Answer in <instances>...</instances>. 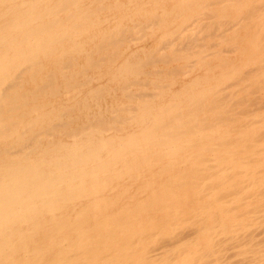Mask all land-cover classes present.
Segmentation results:
<instances>
[{
	"label": "bare ground",
	"instance_id": "bare-ground-1",
	"mask_svg": "<svg viewBox=\"0 0 264 264\" xmlns=\"http://www.w3.org/2000/svg\"><path fill=\"white\" fill-rule=\"evenodd\" d=\"M248 131L264 137V0H0V264H264V146L230 149ZM162 160L148 203L99 199ZM221 170L238 176L205 193Z\"/></svg>",
	"mask_w": 264,
	"mask_h": 264
},
{
	"label": "rangeland",
	"instance_id": "rangeland-1",
	"mask_svg": "<svg viewBox=\"0 0 264 264\" xmlns=\"http://www.w3.org/2000/svg\"><path fill=\"white\" fill-rule=\"evenodd\" d=\"M163 5H167V3H164ZM245 130H246V129H245ZM247 134L249 135V136H247V137H248V140H247V137L245 138V140H246V142L249 141V143H246L245 140H243V142H244L245 146L247 145V147H249V148L252 146V147H251L252 149H250V151H249V149H247V147H245L244 144H243L244 147H243L242 150H240L239 148H237V147H235V146L232 145V146H230V149L233 148V149H231V150L233 151V153H234L233 155H235V154H236V156H240V154H241V155H245L246 152H247V154H248V153L251 152L252 150H255V148L257 149V146H258V148L261 147V146H264V137H263V136H259V137L256 136V135L254 136V134H250L249 131H248ZM261 134H262V132H261ZM252 136H253V137H252ZM254 137H256V138H254ZM257 138H258V139H257ZM260 138H261V139H260ZM255 139H256V140H255ZM258 142H259V143H258ZM260 142H261V143H260ZM254 143H255L256 146L254 145ZM249 144H250V146H248ZM258 144H259V145H258ZM253 147H255V148H253ZM234 148H236V149H234ZM237 149H238L239 151H238ZM244 150H245V151H244ZM234 151H235V152H234ZM237 151H238V152H237ZM241 151H242V153H241ZM236 152L239 153V154H237ZM243 153H244V154H243ZM257 154H258V153H256L255 155H257ZM258 156H259V154H258ZM219 157H220V159H217V160L214 161V163H213V167L216 166L215 168L218 169V170H220V169H219L220 167H217V166H221V167H222V165H223V164L227 161V159L229 158L227 155L225 156L224 153H220V154H218V158H219ZM243 157H244V156H243ZM248 157L250 158L251 155L248 156ZM256 157H257V156H256ZM241 158H242V157H241ZM260 159L264 161V157L262 158V157L260 156V157L258 158V160H260ZM220 160H221V163H220ZM258 160H256V163H255V164H251V165L247 164V166H244V169H242V171H247V170H248V171H249V170L251 171V170L253 169L252 167H253L254 165H256V164L259 165V163H257ZM261 160H260V161H261ZM260 161H259V162H260ZM153 162H155V161H152L149 165L144 166V167H142L140 170H138V171H140L141 173H140V172L138 173V171L136 172V169H135V170L132 169V172H130V173L133 174V175L130 174V178H129V176L125 175V176H126V178L124 179V180H125V181H124L125 183L122 182V180H121V182H122V184H123L124 186L120 183V181L118 182V183H120V184L123 186V187H122V186L119 185V186H118V187H119V190H118V191H120L121 188H122V189L124 190L123 192H125V193H123V192H122V193L115 192V194L118 193V195H117V194H116L117 196H116V195H112V194H113L112 192H113L114 187H115L116 184H115V183L112 184V187H111V184L109 185V183H108V184H107L108 186L105 185V187L102 186L103 188L101 187V188L99 189V190H100V192H99V195H100V196H99V199H100V200L103 199V198H101V195H104V196L106 195L107 197L105 196L106 198L103 199V200H104V201H109V202L113 203L112 206L115 205V203H119V205L121 204V205L124 206V207H125V205H126V207H128V206H129V207H131V206L133 207V204H132V203H135V202H137V201H140L139 198H140L141 200H142V199L144 200L143 203H146V202L148 201L146 198L152 196V195L155 193V191L157 192V191L159 190L158 187L160 186V183H161L160 180H161L162 182L164 181V178L166 177V174H167L166 172H167V171L170 172L169 169H168L167 167L164 169L165 171H163V172H162V171H158V170H159V166H158V165H163V163L165 162L164 160L159 161V162H155V163H153ZM160 162H161V164H160ZM244 162H246V161H244ZM254 162H255V161H254ZM261 162H262V161H261ZM156 163H157V164H156ZM219 163H220L221 165H220ZM262 164H263V166H264V162H263ZM262 164H261V165H262ZM214 165H215V166H214ZM157 166H158V168H157ZM248 166H249V167H248ZM250 166H251V167H250ZM151 167H152V168H151ZM149 168H150V170H149ZM161 168H162V166H161ZM246 168H248V169H246ZM251 168H252V169H251ZM144 169H145L146 171H145ZM154 169H155V170L158 169L157 171H158L159 173L162 172V174H159V173L156 172ZM259 170H262V168H260ZM263 170H264V167H263ZM263 170H262V171H263ZM130 171H131V170H130ZM134 171H135V172H134ZM148 171H149L150 173H148ZM151 171H152V172H151ZM153 171H155L156 173L159 174V175L157 174V177L155 176V175H156V174H155V175H154L155 178H152V177H154L152 174L155 173V172L153 173ZM202 171H203L204 174H205L206 171H204V170H202ZM202 171H199V172L202 174V175H201V174L199 173V177H202V176L204 177V174L202 173ZM262 171H259V172H257L256 174H257V175L263 174L264 171H263V172H262ZM133 172H134V173H133ZM144 172L146 173L145 177H144V174H145ZM164 172H165V173H164ZM221 172H222V173H221L220 179L218 178V180H217V179L212 180V182H211V183H212L211 186L207 188L208 191L206 190L205 193L209 194L210 192H212L211 189L214 190L215 187L217 186L216 184H219L218 187L215 189V193H217V194L219 193L220 195H222L223 193H222L221 191H224V192H225V189H223L222 187H223V186H224V188L228 187V186H226V185H228V183L231 181V179H234V178H236V176H238V174H236V176H234V175H235L234 172H233L234 174H230V175L224 174L223 170H221ZM142 173H143V174H142ZM147 173H148V175H147ZM259 173H260V174H259ZM134 174H135V175H134ZM138 175H139V176H138ZM149 175H150V176H149ZM167 175H168V174H167ZM232 175H233V177H231ZM163 176H164V178H162ZM138 177H140V178H138ZM142 177H143V178H142ZM148 177H149V178H148ZM229 177H231V178H229ZM128 178H129V179H132V178H133V179L129 181ZM135 178H136V179H135ZM145 178L150 179V182L153 181L152 183H155V184L147 183V179H146V181H145L146 184H145V185L148 184V186H145V185H144V187H143V186H139V185H137L138 181H140V180H142V179H143L142 181H144ZM127 179H128V180H127ZM165 179H166V178H165ZM126 180H127V181H126ZM134 180H136V181H134ZM156 180H157V181H156ZM158 180H159V181H158ZM142 181H141V182H142ZM154 181H155V182H154ZM141 182H139L138 184H140V185L144 184V183H141ZM157 182H158V183H157ZM214 182H215V184H214ZM218 182H219V183H218ZM118 183H117V184H118ZM127 183H129V185H128ZM135 183H136V184H135ZM149 184H150V185H149ZM132 185H135V186H132ZM215 185H216V186H215ZM109 186H110L111 188H110ZM126 186H127V187H126ZM131 186H132V187H131ZM214 186H215V187H214ZM219 186H220L221 188H220ZM225 186H226V187H225ZM129 187H130V188H129ZM147 187H148V189H147ZM152 187H154V188H156V189H154V188H152ZM211 187H212V188H211ZM127 188H128V191H125V190H127ZM140 188H142V189H140ZM218 188H219V189H218ZM131 189H132V190H131ZM145 189H147V190H149V191H147V190H145ZM152 189H153V190H152ZM209 189H210V190H209ZM221 189H223V190H221ZM103 190H104V192L101 193V191H103ZM139 190H141V191H139ZM142 190H143V191H142ZM154 190H155V191H154ZM217 190H218V191H217ZM131 191H133V192H131ZM145 191H146V192H145ZM105 192H107V193H105ZM108 192H109V193H108ZM110 192H111V193H110ZM127 192H128V193H127ZM135 192H136V193H135ZM141 192H142V193H141ZM144 192H145V195H147V196H145V195L143 196V193H144ZM220 192H221V193H220ZM147 193H148L149 195H148ZM201 193L204 195V194H205V193H204V190H203V192H201ZM108 194H109V195H108ZM110 194H111V195H110ZM121 194H123L124 196H122ZM140 194H141V195H140ZM151 194H152V195H151ZM202 194H200V195H202ZM120 195H121V196H120ZM205 195H206V194H205ZM220 195H219V196H220ZM114 196H115V197H114ZM111 197H112V199H110ZM117 197H119V198H117ZM114 198H115V200H114ZM107 199H108V200H107ZM109 199H110L111 201H110ZM116 199H117V200L120 199V200L117 201ZM121 199H122V200H121ZM125 199H126V202L123 203V200H125ZM128 199H129V201H128ZM198 199H199V198H198ZM114 201H115V202H114ZM225 201H226V200H225ZM122 203H123V204H122ZM147 203H148V202H147ZM127 204H128V205H127ZM129 204H130L131 206H130ZM150 204H151V202H150ZM150 204H148V206H149ZM153 206L155 207V208H154L155 210H153V208H152ZM152 207H149V208H148V209H149V210H147L148 212H145L144 214H139L140 217H135V218H136V219H135V222L138 223L137 225L140 224V226H143L144 223L147 221L148 217H149V219H151V220H152V219H153V220H157V221H155L156 223H157V222L162 223L163 221H161V218H162V220H163V218H164V220H165V217L168 216V213L165 214V212H164V215H167V216H164V215H163V216H161V215L159 216V215H158V214H159V210H160V209L158 210V208H159V207H158V204H157V208H156L155 205H152ZM150 210H152V211H151L152 213H153V211H154V213H155V212H156V213L152 215V213L150 212ZM160 212H163V211L161 210ZM101 213H102V211H101ZM149 213H151V214H149ZM156 214H157V215H156ZM227 214H228V213H225L224 215H223V214L221 215V216H222L221 219H222L223 221H224V220H227L226 218H228V217H229V220H230V216H228ZM148 215H149V216H148ZM226 215H227L228 217H227ZM145 216H146V217H145ZM151 216H152V218H151ZM153 216H155L156 219H155ZM225 216H226V218H225ZM142 217L144 218V220H143ZM223 217H224V219H223ZM177 218H178V220H177L178 222H179V221L181 222V220H182V222H183V218H181V217H180V218L177 217ZM121 219H123V218H121ZM141 219H142V221H141ZM158 219H159V220H158ZM244 219H246V218H244ZM124 220H125V221H123V224L126 222V220H127V222H129L128 220H130V218H127V219L125 218ZM131 220H132V219H131ZM121 221H122V220H121ZM133 221H134V219H133ZM227 221H228V220H227ZM227 221H225V222H227ZM182 222H181V223H182ZM147 223H148V224H147ZM149 223H150V221L148 220V221L146 222V224L149 225ZM249 223H250V221H249ZM253 226L255 227V225H253ZM107 228H108V227H105L106 231H107ZM111 228H112V229H111ZM114 228H115V226H111L110 228H108V230L112 232V230H113ZM255 228H256V227H255ZM255 228L252 227V228H251L252 230H251V229H249V230H251V231H253V230H254V231H257ZM257 229H258V227H257ZM249 230H248V231H249ZM259 230H261V228L258 229V231H259ZM98 231H99V233H98ZM242 231H243V230H242ZM263 231H264V230H263ZM96 232H97L96 235L99 234V235H97V240L100 241V240H101L100 232H103V231H100L99 229H96ZM229 232H230V231H229ZM256 233H257V232H256ZM126 234H127V231L125 230L124 235H126ZM185 234H186V237H187V236H188L187 233H185ZM225 234H226V233H225ZM158 235H159V237H157V238H158V241H156V242H160V244H161V243H165V244H166V242H168V244H167L166 246H167V247L171 246V244H169V242H171V241L173 240L172 237H169V236L167 235V237L169 238V239H167L166 234L162 233V231H161ZM158 235H157V236H158ZM239 235H240V234H239ZM163 236H164V237H163ZM228 236H230L229 238H231V236H233V235H232L231 233H227V235H226L225 237L228 238ZM165 237H166V240H167V241L164 242L163 240H165V239H164ZM159 238H160V239H159ZM159 240H161V241H163V242H161V241H159ZM177 240H178V239H177ZM259 240H264V233H263V237H262V239H259ZM230 242H232V240H230ZM160 244L157 243L158 246H161ZM165 244H163V245H165ZM232 244H233V243H232ZM168 245H169V246H168ZM261 245L263 246V245H264V242L261 243ZM261 245L259 246L260 251H261V247H262ZM161 247H162V246H161ZM227 247H229V246H227ZM256 247H257V246H256ZM224 248H225V247H224ZM226 249H227V248H226ZM250 249H251V248H248V250H247V251H248V254H249V253L251 254L252 251H255V250L252 248V250H251V252H250V251H249ZM262 249H264V248H262ZM228 250L230 251L231 248H229ZM233 250L238 251L237 248H235V247L233 248V247H232V251H231V253L233 252ZM219 251H222V250H219ZM219 251H216V253H214V256H215L216 254H220ZM229 251H228V252H229ZM235 251H234L233 253H235ZM258 251H259V250H258ZM258 251H257V252L255 251L254 253H255V254H259ZM262 251H263V250H262ZM223 252H226V253H227V251H223ZM223 252H221V255H220V256H222V254H224ZM229 253H230V252H229ZM231 253H230V255L233 254V253H232V254H231ZM250 254L248 255V259H249V256H251ZM252 254H253V252H252ZM255 254H254V255H255ZM227 255H228V254H227ZM235 255H236V253H235ZM254 255H253V256H254ZM216 256H217L216 259H218V258L220 257V256L218 257V255H216ZM216 256H215V257H216ZM233 256H234V255H232L231 258H230V256H229L228 258H227V256H226L225 259H227L228 262H230L232 259H234V261H235V260H237V258H238V260H237V262H238L240 258H241V259H243L244 257L247 258V256L240 257V258H239L238 256H236V257H233ZM210 257H213V255L211 254V255L209 256V259L212 260V258H210ZM223 257H224V255H223ZM223 257H220V258H223ZM207 258H208V257H207ZM229 258H230V259H229ZM235 258H236V259H235ZM246 258H244L245 260L243 259L244 262L246 261ZM209 259H208V262H209ZM213 259H214V257H213ZM227 260H226V261H227ZM224 261H225V260H224ZM226 261H225V262H226ZM211 262H212V261H211ZM228 262H227L226 264H230V263H228ZM232 262H233V261H232ZM239 262H240V261H239ZM239 262H238V263H239ZM244 262H243V263H244ZM235 263H236V262H235ZM235 263H234V264H235ZM188 264H190V263H188ZM231 264H233V263H231ZM240 264H242V260H241V263H240Z\"/></svg>",
	"mask_w": 264,
	"mask_h": 264
}]
</instances>
